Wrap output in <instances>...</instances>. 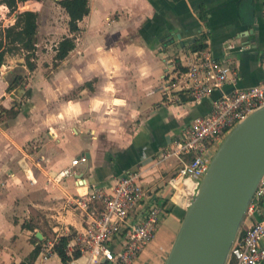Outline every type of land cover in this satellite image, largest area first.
<instances>
[{
	"label": "crops",
	"instance_id": "0c3cea01",
	"mask_svg": "<svg viewBox=\"0 0 264 264\" xmlns=\"http://www.w3.org/2000/svg\"><path fill=\"white\" fill-rule=\"evenodd\" d=\"M90 7L89 16L79 24L82 32L76 49L58 66L69 72L63 71L64 77L53 72L47 81L38 79L28 108L18 109L17 117L11 119L14 123L0 135V186L4 191L0 264H62L53 252L43 253L44 244L51 241H44L43 233H54L56 239L74 234L72 243L85 232V216L77 200L86 199L94 186L110 192L118 178L139 172L146 190L168 194L166 185L179 165L176 159L161 163L162 152L196 117L209 114L219 97L216 92L193 103L173 86L179 84V73L188 70L192 44L202 36L216 57L230 42L241 48L232 53L237 84L228 83L227 92L264 80V0H90ZM0 8L7 10L0 15L1 26L8 8ZM19 10H23L21 4ZM64 16L62 38L69 35L68 16ZM10 18L15 21L14 15ZM14 21L1 26L2 31ZM57 29L54 21L49 23L52 37ZM42 54L43 50L37 51L33 72L25 65V53L17 54L18 63L32 75L30 80L42 67ZM87 83H92V89ZM4 84L0 81V96L6 94ZM62 85L65 91L60 90ZM42 86L53 90L39 104L44 97ZM73 91L77 96L64 98ZM80 156L87 162L73 167L74 176L53 183L54 176L72 167ZM15 194L29 201L25 219L14 217L24 214L23 207L8 204ZM169 206V216L133 264H165L186 213L175 204ZM36 211L46 219L36 218ZM262 219L264 203L246 217L242 232ZM30 220L38 227L34 231L22 228ZM35 236L42 249L31 263Z\"/></svg>",
	"mask_w": 264,
	"mask_h": 264
},
{
	"label": "built area",
	"instance_id": "2783aa9c",
	"mask_svg": "<svg viewBox=\"0 0 264 264\" xmlns=\"http://www.w3.org/2000/svg\"><path fill=\"white\" fill-rule=\"evenodd\" d=\"M239 49L230 42L219 57L209 49L194 52L188 70L179 73V84L173 85L185 92L193 103H199L216 92L219 97L209 114L196 117L162 152L161 163L176 159L179 165L166 185L168 194L159 192L157 195L146 190L139 172L118 178L110 192L94 186L86 199L77 200L87 227L68 245L71 256L74 251L80 252V257L69 264H133L153 241L162 220L169 216L170 203L187 211L224 139L240 122L264 106V80L250 88L225 90L228 83L237 84L232 53ZM262 64L264 72V55ZM6 96H0V116L4 109L10 108ZM85 162V156L76 158L72 167L59 171L52 181L60 184L74 176L73 167ZM263 203L264 176L246 217L259 211ZM263 239L264 219L252 224L245 233L240 230L227 264L264 263ZM57 240L46 242L43 253H52Z\"/></svg>",
	"mask_w": 264,
	"mask_h": 264
},
{
	"label": "water",
	"instance_id": "95a60500",
	"mask_svg": "<svg viewBox=\"0 0 264 264\" xmlns=\"http://www.w3.org/2000/svg\"><path fill=\"white\" fill-rule=\"evenodd\" d=\"M263 176L264 106L215 153L165 264H227Z\"/></svg>",
	"mask_w": 264,
	"mask_h": 264
},
{
	"label": "trees",
	"instance_id": "16d2710c",
	"mask_svg": "<svg viewBox=\"0 0 264 264\" xmlns=\"http://www.w3.org/2000/svg\"><path fill=\"white\" fill-rule=\"evenodd\" d=\"M35 1L43 3L46 0H0V5L8 8V14L15 16L14 24L9 25L0 33V70L5 65L7 57L12 55H19L25 53V65L29 71L33 72L37 68V36L39 33V17L40 13L37 10L31 8L35 6ZM23 10H19V5ZM57 4L65 11L68 16V36H64L55 47L54 63L55 67H58L72 51L76 49L77 38L81 34L82 29L79 24L89 16L91 12L90 0H57ZM203 21L206 20V16L201 13ZM205 36H202L195 43L192 44V52H203L208 49L204 43ZM187 69H183L186 71ZM15 85H20V76H16L8 87V91H13ZM86 87L92 89V83H87ZM30 96V92L27 93ZM18 109L12 107L10 109H4L3 114L7 113L11 119H14L18 115ZM1 117V116H0ZM34 220L27 221L22 225L23 229L30 231L36 230L37 226L33 225ZM41 228V227H39ZM44 241H55L56 236L49 237L48 234L43 233ZM74 234L62 236L57 240V243L53 247V253L56 254L62 264H69L73 259L80 257L79 251H74L73 256L69 254L68 245ZM35 242L37 243L35 249L29 256L31 263L39 256L42 243H39V239L35 236Z\"/></svg>",
	"mask_w": 264,
	"mask_h": 264
},
{
	"label": "rangeland",
	"instance_id": "374dc122",
	"mask_svg": "<svg viewBox=\"0 0 264 264\" xmlns=\"http://www.w3.org/2000/svg\"><path fill=\"white\" fill-rule=\"evenodd\" d=\"M21 9H23L21 7ZM32 10H37L40 13V17H39V34L37 36V48L38 46L40 48H38V50H43L44 54H42V58H41V69L37 72V74H35V77L30 80V77H32V75H29L27 72V70L23 69L21 67V65L18 63V59L20 56L17 55H12V58L6 62V64L1 68L0 70V81H4L5 82V91H6V98L5 101H7L8 103H12L15 105L16 109H19L20 112H23L26 108H28L29 104H30V99L31 97L27 95L28 92H30V94L34 93V89L37 87H39V82L38 79H43L44 81L50 80L53 72H61V76L63 75V77L65 76V74H63V71L65 72H69V70L62 68L61 67H55V63H54V56H55V45L57 44L58 41L61 40V35H62V30L64 29L65 24V12L62 8L59 7V5L57 4L56 0H46L43 3H39V4H35V6H33L31 8ZM3 11H7V10H3L2 8H0V15H2L1 13ZM67 16V14H66ZM6 19L3 23H1V26L5 25V24H9L10 21H14L12 20V18H10V15L6 13ZM55 23V27H57V33L55 34V37L53 34H51L50 32H48V25L50 22ZM0 26V33L2 32L3 27ZM9 57V56H8ZM39 58V57H38ZM67 72V73H68ZM20 76V85L16 86V90L13 91H8V87L10 86L11 82L13 81V79L16 76ZM58 75V74H57ZM31 81L33 82L31 84ZM51 88V87H50ZM50 88H46L44 86L41 87L40 91H43L42 95H44L42 101H39V104H42L43 100L46 99V94L49 92V95L51 97L50 92L53 90H50ZM60 90L65 91V87L62 85ZM47 92V93H46ZM54 92V91H53ZM53 96V95H52ZM77 96L76 91L70 92L69 95H66L64 98L66 99H72V97ZM9 105V107L11 108V105ZM10 108H6V109H10ZM13 120H11V118L9 117V115L7 113H4L3 115H1L0 117V135H2L3 131H8L9 130V126H11L13 123ZM1 140V139H0ZM1 142H0V148H1ZM54 183V182H53ZM62 183V182H61ZM60 183V184H61ZM3 189L2 186H0V199L3 197ZM11 201L8 202V204L12 207V208H21L23 207V215H19V213H17L19 215L18 216H14L15 220H19L21 217H23L24 219L27 217L28 212H27V208L29 207V201H23L22 198H20V196L18 195H11L10 196ZM21 201V202H20ZM23 201V202H22ZM26 208V209H25ZM15 213V214H16ZM33 213V212H32ZM35 217L38 218L39 216H43L42 213L39 212H34ZM44 217V216H43ZM22 218V219H23ZM45 218V217H44ZM46 219V218H45ZM49 225V223H47ZM54 233H50L48 236L52 237ZM15 238V237H14Z\"/></svg>",
	"mask_w": 264,
	"mask_h": 264
}]
</instances>
